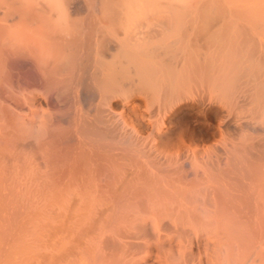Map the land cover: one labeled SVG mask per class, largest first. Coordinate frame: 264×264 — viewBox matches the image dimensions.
Here are the masks:
<instances>
[{"label":"bare ground","instance_id":"bare-ground-1","mask_svg":"<svg viewBox=\"0 0 264 264\" xmlns=\"http://www.w3.org/2000/svg\"><path fill=\"white\" fill-rule=\"evenodd\" d=\"M0 264H264V0H0Z\"/></svg>","mask_w":264,"mask_h":264}]
</instances>
